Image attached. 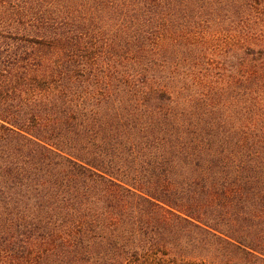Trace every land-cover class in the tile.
I'll return each mask as SVG.
<instances>
[{
  "label": "trees",
  "instance_id": "obj_1",
  "mask_svg": "<svg viewBox=\"0 0 264 264\" xmlns=\"http://www.w3.org/2000/svg\"><path fill=\"white\" fill-rule=\"evenodd\" d=\"M0 264H264V0H0Z\"/></svg>",
  "mask_w": 264,
  "mask_h": 264
}]
</instances>
